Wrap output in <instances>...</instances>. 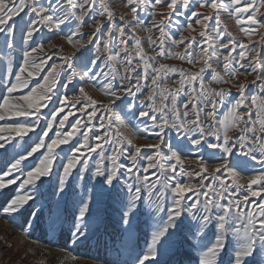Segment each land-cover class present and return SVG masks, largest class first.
<instances>
[{"label": "snow or ice", "instance_id": "snow-or-ice-1", "mask_svg": "<svg viewBox=\"0 0 264 264\" xmlns=\"http://www.w3.org/2000/svg\"><path fill=\"white\" fill-rule=\"evenodd\" d=\"M124 4L117 24L109 0H0V154L14 152L0 172V191L20 179L0 213L30 240L37 230L46 246L63 240L72 264L81 257L68 246L84 245L101 228L109 238L106 264H264V0ZM149 5L166 11H152L145 29L139 13ZM224 12L241 39L223 24ZM174 17H186V26ZM45 29L63 43L42 36ZM165 58L190 68L160 62ZM253 74L255 91L247 82ZM172 75L179 77L175 89L167 86ZM57 84L65 91H55ZM74 112L81 116L66 130ZM20 141L26 147L15 152ZM36 153L38 162L25 171ZM92 154L99 159L90 167Z\"/></svg>", "mask_w": 264, "mask_h": 264}, {"label": "rangeland", "instance_id": "rangeland-1", "mask_svg": "<svg viewBox=\"0 0 264 264\" xmlns=\"http://www.w3.org/2000/svg\"><path fill=\"white\" fill-rule=\"evenodd\" d=\"M109 3L112 6V10L117 12L118 15L116 17V23L120 24L121 21H119V14H123L125 12H127V8L125 7L124 4V0H109ZM152 11H155L157 13L162 12V11H166V9L161 8L160 6H158L155 10H151L150 9V5H149V11H140V16L143 18L144 20V25L143 27L146 29L148 26L151 25L152 23ZM200 11L204 12L206 11V9H201ZM156 19H159V16L155 17ZM126 19L131 20V17H126ZM174 19H178L179 23L181 25H185V20L186 17H174ZM221 19L223 24H226L228 27V30L230 32L233 33V35L235 36V38L237 40L241 39V33L238 31L236 25L234 24L233 20L229 18V15L227 12L222 13L221 15ZM89 23H91L89 21ZM132 23L135 25V21H132ZM213 22L210 21L209 22V29H211ZM186 26V25H185ZM194 27H199L198 25H194ZM83 31H88L86 32V35L92 31L91 27H85L83 29ZM127 31V30H126ZM264 31V30H261ZM153 32L155 35H158V32H156L155 29H153ZM171 32L173 35H175L177 33V28L175 26H173L171 28ZM136 34L139 35L142 39L144 37H146L147 33L146 31L142 30L140 25H136ZM185 36H188L189 33L188 32H184L183 33ZM42 36H44L45 38H50L53 39V42L56 41L54 40V36L52 34H49L47 32V30H42L41 33ZM191 35L196 36L197 40H200V37L196 34V33H191ZM53 37V38H51ZM227 39V37H225ZM259 37L258 36H253V43L255 41H258ZM244 43L248 44L249 41L245 38L243 40ZM131 43V41H130ZM261 44H264V42H261ZM215 45H213L214 47ZM252 44H249V47H251ZM166 47L168 48H172L174 51H183V48H175L174 46L170 45L167 43L166 41ZM194 48H196V45H193ZM146 50L148 51V54L151 55V51L148 50V46L145 45ZM261 55L264 56V47H261ZM199 51V49H197V52ZM211 51V49H210ZM239 51V49H238ZM123 56V54H121ZM233 55L235 56L236 53H233ZM249 57L252 55H255V53H251L249 52ZM162 63H167L169 65H176L178 67H183L185 69H189L190 66L183 61H180L178 59H168L165 58L164 60L160 61ZM51 63V61L49 62ZM197 67H199V65H197ZM213 67L217 68V70H221L215 63H213ZM47 70V69H46ZM195 70V69H192ZM79 71V69H78ZM44 73H41V76H43ZM37 80L40 79V77L36 78ZM179 77L178 75H172L170 77V79L167 81V86L170 89H175L178 84L174 83V81H178ZM208 79H210L209 76H205V80L207 81ZM241 80H244V77L241 76L240 77ZM254 79V74L253 75H249L247 77V82H249L250 88L255 91V85H251L250 82ZM42 82V81H41ZM35 85V80L32 82V85L30 86H34ZM215 87V85H213ZM226 87V86H225ZM26 91V90H25ZM55 91L57 92H63L65 90L61 89L60 84H57ZM233 92V96L230 97L229 99H234L235 95H236V90L232 89ZM69 94H73V93H69ZM99 94V93H97ZM181 97L184 96L183 93H181L180 95ZM56 104V98L54 97L52 102L48 104V106L46 108L42 109V112L44 113H48L50 109H52L54 107V105ZM221 110L219 111L218 115L222 118V114L223 112L226 110L225 108H220ZM65 111L67 112L68 109H65ZM119 112V110H117ZM122 115V113H120ZM63 115V113H61V116ZM81 114L79 112H74L73 115L69 116V120L66 122V130L67 129V125L72 123L76 118L80 117ZM60 117H58L59 119ZM17 119H23V118H17ZM44 120L41 121V127L44 126ZM3 122H0V124H2ZM93 123H95V121H93ZM138 123V122H137ZM39 130V129H38ZM56 130V127L54 126L53 131ZM83 130V129H82ZM97 131V129H94L93 132L89 133L90 138L95 134V132ZM50 136L52 135V133L49 134ZM29 136L31 137V139H29L28 137H25V140H28V143L31 144L33 140L36 139V137L33 134H29ZM79 134H77V136L75 137V139H79ZM75 139L73 142H75ZM148 140H152L153 139H148ZM91 142V140H90ZM15 143V141H14ZM138 143H140V141H138ZM142 144V143H140ZM24 147H26V145L24 144V141H20L17 148L15 149V152H20L23 151ZM61 147H67V146H61ZM105 149H108V145H105ZM43 151V150H41ZM59 151V149L57 150ZM144 152H151V150L149 149H144ZM0 153H2V150H0ZM14 155L13 150H9V153L7 155L4 154H0V172H2L4 170L5 165L12 159V156ZM105 155H110V151H106ZM40 156V153H36L34 154L32 157H30L27 161L24 162L25 165H28V168L25 169V171L30 170V168L38 162V157ZM99 158L95 155L92 154V160L89 161V165L90 167L94 164L95 161H97ZM60 163V161L58 160L56 162V164L58 165ZM110 162L105 159V164H109ZM120 163L122 164H128L129 161H127L125 158H121ZM139 163V172L141 175L144 174V166L147 163L146 160H141L138 162ZM23 167V166H22ZM79 167V166H78ZM187 167V166H186ZM54 173L56 171V165H54V169H53ZM153 171H158V169H151L149 170V174ZM16 175H20V174H16ZM23 177H21L22 179ZM44 179H50V178H44ZM182 179L187 180V177H182ZM20 183V179L17 180L16 184L10 185L9 188L4 189L2 191H0V208H2L5 203L14 196L16 189H17V185ZM243 196V190H241V192L239 193V197L242 199ZM69 211H71V206L69 207ZM26 215V214H25ZM112 218L116 219V215L115 213L112 214ZM112 228L111 226L108 227V232H111ZM148 231V227L147 225H142V230L140 232H138V237L140 240V243L143 244L144 242V236L145 233ZM33 240H40L41 243L36 244L33 243ZM108 236L105 234V229L101 228L100 231L94 235L91 239H89L84 245H81L79 247H75L73 248V246L69 245L68 246V251L73 252L74 254L78 255L81 257V260L78 261V264H93V262L95 261L96 264H106V257L108 259H111V254L109 252V248H108ZM64 248V241L57 238V244L55 246H46L45 243L43 242V237L41 235V232L39 230L33 232L32 234V239H28L26 238L25 234L23 232H21L20 228L18 227V222H13L11 220L10 217L0 213V264H38L39 261L44 260L46 261V264H72V262L70 260L66 259V252L62 251L61 249Z\"/></svg>", "mask_w": 264, "mask_h": 264}, {"label": "bare ground", "instance_id": "bare-ground-1", "mask_svg": "<svg viewBox=\"0 0 264 264\" xmlns=\"http://www.w3.org/2000/svg\"><path fill=\"white\" fill-rule=\"evenodd\" d=\"M86 32H88V31H85L84 33H85V35H86ZM49 34H52V33H49ZM53 36H54V34H52ZM51 38H53V37H51ZM53 40V39H52ZM54 40H56V41H54V43H57V44H62L63 43V39L62 38H60V39H56V37L54 36ZM65 49H66V51H71V49L70 48H68L66 45H65ZM77 55H79V53L77 54ZM94 95H97V96H99V94H97V93H93ZM100 98H102V97H100ZM138 141H140V143H142V144H145V143H154L155 141H152V140H144V139H139ZM137 141V142H138ZM187 166V165H186ZM188 167V166H187Z\"/></svg>", "mask_w": 264, "mask_h": 264}, {"label": "built area", "instance_id": "built-area-1", "mask_svg": "<svg viewBox=\"0 0 264 264\" xmlns=\"http://www.w3.org/2000/svg\"><path fill=\"white\" fill-rule=\"evenodd\" d=\"M185 99V97L183 96V97H181L180 96V101H183ZM179 103V102H178ZM224 109V108H223ZM221 109H218V112H217V115H218V113H219V111H220ZM218 117H220L219 115H218ZM221 118V117H220Z\"/></svg>", "mask_w": 264, "mask_h": 264}]
</instances>
